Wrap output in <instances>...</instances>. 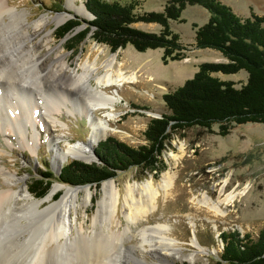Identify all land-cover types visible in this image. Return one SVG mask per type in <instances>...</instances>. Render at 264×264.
Segmentation results:
<instances>
[{
  "label": "rangeland",
  "instance_id": "374dc122",
  "mask_svg": "<svg viewBox=\"0 0 264 264\" xmlns=\"http://www.w3.org/2000/svg\"><path fill=\"white\" fill-rule=\"evenodd\" d=\"M7 1L10 7H14L17 11H24L26 22L29 24H33L45 15L55 16L58 13L67 15L61 23L56 25L50 21L39 36L32 35L28 40H25V44H33L36 49L35 54L41 56L40 67L44 72L48 71L50 65H55L56 55L49 49V46L55 49L61 44L62 48H57V50L65 54L67 64L71 69H78L77 64L79 62L82 64L88 58L92 61L98 57V62L102 63L106 59L114 57L116 62L123 63L121 68L125 74L129 75L134 72L139 81L123 88L109 89L110 92L116 90L120 95V102L114 106V110L119 112V117L111 123L113 131L93 145L91 150L93 158L90 162L70 158L61 166L53 165L55 151L56 153L65 151L67 142H71V144L86 142L89 136L90 127L87 116L76 110V107L72 112H67L63 107L60 108V111L54 112L55 118L52 120V116L38 104L35 117H32L30 123L22 128L26 130L25 135L31 143L29 148L20 142L18 132L13 128L9 130L1 128L0 163L7 170L16 173L18 177H23L27 186L31 177L46 168L51 169L55 175H59L61 168L72 160L85 163L97 161L96 146L107 137H114L133 147L143 144L145 142L143 132L148 120L166 112L162 99L164 93L175 89L182 85L186 79L191 78L197 71L199 63L227 61L219 51L209 48L196 49L193 46L194 29L192 24L203 25L209 16L208 12L198 5L185 7L181 14L185 22L170 21L171 30L177 33L180 36V41L186 45V57L179 61H169L167 64H163L161 61L162 49L160 48L139 52L128 44L124 48L111 52L106 45L95 42L89 35L80 44L69 50L68 47L73 45L69 41L70 36L83 29L86 24L81 22L71 34H67L62 39L56 38V30L72 17L77 16L83 20H90L92 17L87 10V14L84 16L76 14L73 9L66 6L67 0ZM116 1L125 3L128 0ZM140 1V11H161L167 0ZM221 1L231 6L233 11L240 16H248L251 11L264 16V0ZM75 2L78 5L81 2L84 4V0H75ZM5 21H8L7 16H5ZM132 26L156 33L160 29V26L154 23L138 22ZM50 30H53L52 37L47 38V41L41 40ZM215 75L223 80L233 82L235 87H240L247 79V73L243 70L235 74L216 73ZM90 82L95 85L93 80ZM25 95L30 100L31 95L28 96L25 93L24 97ZM35 96L38 101L39 97ZM69 107L72 105L69 104ZM94 115L100 116L101 111L94 112ZM217 130V125H213L211 131L193 127L185 130L183 135H175L161 156L165 164L161 172L156 174L140 172L139 169L130 167L125 171H118L114 177L104 180L112 181L120 191L118 219L114 220L113 229L119 228L120 230L126 224L122 213V202L127 185H134L137 190L138 185L151 180L159 191L157 208L147 220L139 222L137 226H132V233H128L125 245H139L136 242L139 237L133 233L137 228L162 223L168 226V237L173 240L174 247L185 255L191 253L194 256L192 263L175 261L173 264H219L217 256L222 248V242L219 239L222 231L236 229L241 235L244 233H250L253 237L257 235L259 229L264 225V124L235 125L225 136H220ZM165 173L173 176L172 190L167 195L161 188V178ZM104 181L95 187L90 184L69 185L54 180L50 189L53 184H60L66 187L90 188L94 192L86 208L77 207L76 212L71 211V218L76 217L75 225L81 223L84 229L90 232L96 212V203L102 196L101 185ZM0 182H2L1 177ZM22 183L20 182L21 185ZM221 189L224 193L222 195H220ZM241 191L244 193L237 196L233 202L219 204L224 215L214 214L200 202L198 203L203 193L208 194L216 202L229 192ZM135 194L136 197L140 196L137 191ZM59 195L60 192L56 193L53 200L57 199ZM79 201H81L80 198ZM116 224L117 226H115ZM21 234L23 233L19 232L17 228V236ZM193 239L197 243H193ZM5 243L2 241L0 248L4 247ZM137 257L145 264L155 262L152 254L146 251L137 253ZM129 264H133V262H129Z\"/></svg>",
  "mask_w": 264,
  "mask_h": 264
},
{
  "label": "bare ground",
  "instance_id": "6f19581e",
  "mask_svg": "<svg viewBox=\"0 0 264 264\" xmlns=\"http://www.w3.org/2000/svg\"><path fill=\"white\" fill-rule=\"evenodd\" d=\"M66 6L81 16L87 14L82 2L78 5L75 0H67ZM5 16L8 21H5ZM66 16L65 13L45 15L29 24L24 11H17L7 0H0V129L13 128L18 132L20 142L29 148L31 143L22 128L35 117L38 104L52 116V120L54 112L62 107L67 112L76 107L87 116L90 127L87 141L67 142L65 151H55L54 166H61L70 158L92 161L93 145L113 131L111 123L119 117L114 106L120 102V95L109 89L139 82L136 73L125 74L121 68L123 63L116 62L114 57L102 63L98 62V57L92 61L88 58L77 64L78 69H71L65 54L57 50L62 48L61 44L55 49L49 46L56 55L55 65H50L44 72L40 67L41 56L35 54V46L25 44V40L32 35L39 36L50 21L57 25ZM52 34L53 30L48 31L41 40L47 41ZM25 93L31 95L30 100L26 95L24 97ZM35 95L39 97L38 101ZM98 111L101 115L95 116L94 112ZM0 177V243L6 242L0 248V264H145L137 257L141 251L152 254L155 259L152 264L192 263L194 260L191 253L185 255L174 247L173 240L168 237V226L162 223L137 228L133 233L139 237L136 241L139 245H125L132 226L147 220L157 208L159 191L151 180L138 185L139 191L134 185L125 187L122 213L126 224L120 230L112 228L114 220L118 219L120 191L112 181H104L102 196L96 203L92 230L88 232L81 223L75 225L76 217L71 218V211L88 206L94 193L90 188L53 184L47 195L35 199L24 178L7 170L1 163ZM161 181V188L167 195L172 190L173 176L165 173ZM136 191L140 196L136 197ZM58 192L59 197L53 200ZM243 193L229 192L216 202L203 193L198 203L214 214L224 215L219 204L233 202ZM222 194L223 189L220 190ZM17 228L23 234L17 236Z\"/></svg>",
  "mask_w": 264,
  "mask_h": 264
},
{
  "label": "trees",
  "instance_id": "16d2710c",
  "mask_svg": "<svg viewBox=\"0 0 264 264\" xmlns=\"http://www.w3.org/2000/svg\"><path fill=\"white\" fill-rule=\"evenodd\" d=\"M140 0L121 3L116 0H84L90 20L72 17L55 32L57 39L86 26L69 38L71 50L88 35L111 52L128 44L135 50L162 49L161 61H179L186 57V45L170 28V21L185 22L181 14L187 5L204 8L209 16L203 25L192 24L196 49L219 51L226 62H201L191 78L162 95L166 112L151 117L143 132L144 143L133 147L114 137L100 141L95 149L97 161L85 163L72 160L55 175L46 168L30 178L28 190L36 198L44 197L54 180L69 185L98 187L118 171L130 167L140 172L158 173L165 164L161 158L175 135L197 127L211 131L218 126L220 136L227 135L235 125L264 124V16L250 12L236 14L221 0H167L161 11H140ZM154 23L159 32L144 31L134 23ZM247 73L245 83L235 87L231 81L219 78L239 71ZM219 264H264V225L255 237L241 235L238 230L222 231Z\"/></svg>",
  "mask_w": 264,
  "mask_h": 264
},
{
  "label": "water",
  "instance_id": "95a60500",
  "mask_svg": "<svg viewBox=\"0 0 264 264\" xmlns=\"http://www.w3.org/2000/svg\"><path fill=\"white\" fill-rule=\"evenodd\" d=\"M85 6V5H84ZM88 12V11H87ZM89 13V12H88ZM90 14V13H89ZM91 15V14H90ZM92 17V16H91ZM156 117V116H155ZM157 117H161V116H157Z\"/></svg>",
  "mask_w": 264,
  "mask_h": 264
}]
</instances>
